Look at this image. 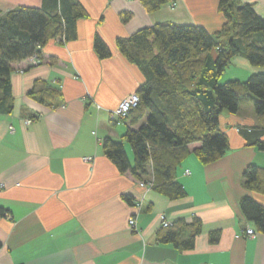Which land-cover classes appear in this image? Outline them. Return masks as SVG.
Returning <instances> with one entry per match:
<instances>
[{"label":"crops","instance_id":"1","mask_svg":"<svg viewBox=\"0 0 264 264\" xmlns=\"http://www.w3.org/2000/svg\"><path fill=\"white\" fill-rule=\"evenodd\" d=\"M79 1L89 15L78 19L77 37L50 39L39 63L25 58L12 64L15 106L0 112V264H264V232L246 219L240 203L252 194L264 204V195L247 189L243 178L249 164L264 167V146L257 145L264 142V117L253 102L220 114L219 127L230 141L223 157L204 164L192 153L177 168L185 198L173 200L141 185L154 177L152 168L139 180L121 172L103 147L106 137L120 139L128 126L147 122L144 117L132 125L114 115L125 95L148 80L142 66L121 53L117 39L166 21L202 25L216 34L226 22L219 0H170L152 13L140 0ZM239 1L254 2L264 16V0ZM43 2L0 0V14ZM125 10L134 13L129 22L121 18ZM96 35L110 46V57L97 54ZM211 51L216 57L217 50ZM231 61L221 80L229 69L228 78L241 81L264 72L243 54ZM37 80L57 87L60 97L46 103L33 98ZM30 117L34 121L26 124ZM196 219L202 230L192 248L159 241L163 221L176 225L183 240ZM248 227L257 236L246 235Z\"/></svg>","mask_w":264,"mask_h":264},{"label":"trees","instance_id":"2","mask_svg":"<svg viewBox=\"0 0 264 264\" xmlns=\"http://www.w3.org/2000/svg\"><path fill=\"white\" fill-rule=\"evenodd\" d=\"M169 1L140 0L150 13ZM43 3L42 7L23 6L0 14V112H12L15 106L10 81L14 61L34 55L42 60V50L50 39L58 37L65 43L77 37L78 19L89 15L79 0H44ZM218 6L226 22L216 34L202 25L166 21L117 39L121 53L141 65L148 75L147 82L136 91L141 97L139 104L122 120L136 125L146 117L147 122L138 129L128 126L120 139L106 137L105 153L121 172L130 171L139 180L152 168L153 188L173 200L188 195L176 173L188 155L195 153L205 164L215 162L228 151L229 137L219 127L222 111L236 113L246 102H253L256 114L264 117V72L252 74L245 81L219 82L237 54L264 68V40L253 39L256 34L264 37V16L257 12L254 2L219 0ZM133 14L125 10L120 15L129 22ZM94 45L101 58L111 56L110 46L102 36L96 35ZM212 49L217 50L216 57ZM30 95L46 103L60 97L61 90L37 80ZM127 142L133 161L126 150ZM193 143L198 145L192 149ZM257 145L263 148L264 142L259 140ZM243 178L247 189L264 195V167L249 164ZM125 197L134 203L133 196ZM240 203L246 219L263 233V202L250 194L244 195ZM201 225L196 219L193 232L183 240L176 225L164 226L158 239L183 249L192 248ZM210 237L214 241L218 238L216 233ZM1 244L0 240V247Z\"/></svg>","mask_w":264,"mask_h":264},{"label":"built area","instance_id":"3","mask_svg":"<svg viewBox=\"0 0 264 264\" xmlns=\"http://www.w3.org/2000/svg\"><path fill=\"white\" fill-rule=\"evenodd\" d=\"M175 4L176 3H174V5ZM31 59H32V63L33 64L39 63L40 60H41L40 58L37 57V55L32 56ZM140 100H141V97H139L137 92L125 95V97L121 100L119 105L115 108L114 115H116L120 120H122L123 118H126V116L129 114V112L133 108L137 107V105L139 104ZM33 121H34V118L30 117V118H28L26 120V124L31 123ZM85 159L86 160H90L91 157H85ZM153 180H154V177L148 183L145 184V182L140 181V184L152 187L153 186ZM141 205H142V202H141V204H139L138 207L140 208ZM163 219H164V217H163ZM163 222H164L163 226H168L169 225L168 221L165 220ZM129 223H130V226L132 225V226L136 227L137 226V218H135L134 216H131L130 220H129ZM256 234H257V232H256V230L253 227L252 228L248 227L246 229V235H248L249 237H251V238L255 237V236H257Z\"/></svg>","mask_w":264,"mask_h":264},{"label":"rangeland","instance_id":"4","mask_svg":"<svg viewBox=\"0 0 264 264\" xmlns=\"http://www.w3.org/2000/svg\"><path fill=\"white\" fill-rule=\"evenodd\" d=\"M173 6H174V4H173ZM229 71H230V69L227 71L228 74H225V76L223 77L222 80L220 79V80H221V81H220L221 84H223V82H225V81L233 80V79H231V78H228V77H230V75H229V74H230ZM225 78H228V79L225 80ZM234 79H235V78H234ZM246 79H247V78H246ZM129 145H130V144L127 142V146H129ZM129 147H131V146H129Z\"/></svg>","mask_w":264,"mask_h":264}]
</instances>
